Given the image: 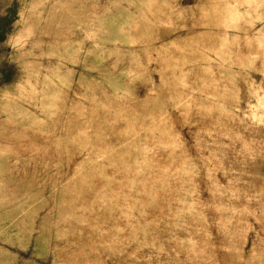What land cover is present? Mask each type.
<instances>
[{
  "label": "rangeland",
  "instance_id": "obj_1",
  "mask_svg": "<svg viewBox=\"0 0 264 264\" xmlns=\"http://www.w3.org/2000/svg\"><path fill=\"white\" fill-rule=\"evenodd\" d=\"M0 264H264V0H0Z\"/></svg>",
  "mask_w": 264,
  "mask_h": 264
}]
</instances>
